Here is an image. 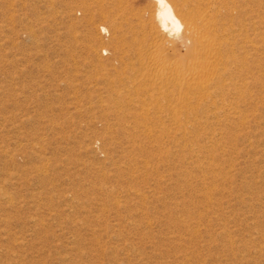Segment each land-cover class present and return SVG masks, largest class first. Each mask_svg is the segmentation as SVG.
Returning a JSON list of instances; mask_svg holds the SVG:
<instances>
[{
	"label": "rangeland",
	"instance_id": "rangeland-1",
	"mask_svg": "<svg viewBox=\"0 0 264 264\" xmlns=\"http://www.w3.org/2000/svg\"><path fill=\"white\" fill-rule=\"evenodd\" d=\"M141 3L0 0V264H264V44L239 93L170 111L110 57Z\"/></svg>",
	"mask_w": 264,
	"mask_h": 264
},
{
	"label": "bare ground",
	"instance_id": "bare-ground-1",
	"mask_svg": "<svg viewBox=\"0 0 264 264\" xmlns=\"http://www.w3.org/2000/svg\"><path fill=\"white\" fill-rule=\"evenodd\" d=\"M253 1L260 0H144V7L149 8V19L139 21L136 26H130L125 33L126 36L124 33L114 35L107 42L111 49L110 57L123 65V68L121 66V69L119 68V74H127L126 79H129L130 85L126 91L128 96L132 95L131 93H136V96L138 93H142L141 95L148 93L150 101L151 98H159L166 102L170 111L183 112L188 109L192 111L193 100L197 102L205 99L213 104L214 97L225 99L232 93L235 94L238 88L235 81L238 79L244 82L249 79L246 77L248 74L252 75L250 72L252 70L247 68L249 62L251 65L253 62V55L250 52L263 51L264 33H255L261 29L262 23L257 26L252 25L253 22L248 24L247 17L245 24L238 21L240 26L238 30L234 28L237 25V18L249 16L248 6L250 3L253 4ZM260 3L261 6L262 2ZM105 29L100 27L101 32H106ZM238 38L243 46L236 48ZM123 43L126 44L124 49L121 48ZM155 43L166 47L177 43L184 51L182 62L173 64L164 59L160 62L158 58V63H156L158 59L152 64L147 63L146 56L149 55L150 46ZM236 49L241 50L242 52H239L243 53V56L238 58ZM259 70L262 71L261 68L257 71ZM238 91L236 92L239 93ZM117 93L121 91L118 90ZM204 104L203 106L208 103ZM215 107L216 105L214 109ZM206 108L210 110L208 106ZM184 131L189 130L185 128Z\"/></svg>",
	"mask_w": 264,
	"mask_h": 264
}]
</instances>
